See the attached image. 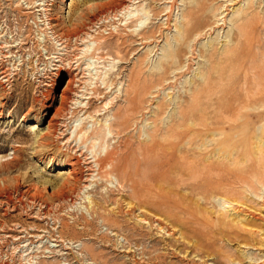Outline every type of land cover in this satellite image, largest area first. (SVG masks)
Returning a JSON list of instances; mask_svg holds the SVG:
<instances>
[{
	"label": "rangeland",
	"instance_id": "374dc122",
	"mask_svg": "<svg viewBox=\"0 0 264 264\" xmlns=\"http://www.w3.org/2000/svg\"><path fill=\"white\" fill-rule=\"evenodd\" d=\"M132 4L147 13L138 32L125 19ZM68 71L66 115L34 154L54 113L43 106H59ZM136 87L148 90L144 108L122 128ZM0 92V195L10 200L0 264H264V0H0ZM202 120L207 129L168 132ZM158 126L162 144L191 134L227 173L193 187L163 181V148L150 144ZM112 147L115 173L100 177L93 156ZM69 153L84 170L80 196L65 189L50 216L19 201L29 182L51 200L45 182L58 186L61 163L50 157ZM148 192L168 204H147Z\"/></svg>",
	"mask_w": 264,
	"mask_h": 264
},
{
	"label": "bare ground",
	"instance_id": "6f19581e",
	"mask_svg": "<svg viewBox=\"0 0 264 264\" xmlns=\"http://www.w3.org/2000/svg\"><path fill=\"white\" fill-rule=\"evenodd\" d=\"M227 1H229V0H227ZM130 7H129L130 10H127L129 13H128V15H125V19H126V21H130L133 18H136V20H135L136 23L134 24V27H135L134 31L138 32L142 28H144L145 23L147 22V13H146V11H145V9L143 7H140V8L139 7H134V4L130 5ZM127 8H128V5L125 6L124 10H126ZM133 10H136V11L132 12ZM47 16H48L47 18H48L49 25H51V22L49 21L51 19V17H52L51 13H49V14L47 13ZM191 16H193V15H191ZM190 24H193V23H187L186 26H185L186 30H187L186 33L187 32L188 33L191 32V28H190L191 25ZM81 38H82V36H81ZM90 47H91V45H85V48L83 49V51L85 53H88L90 51ZM87 70L89 71V67H88ZM169 71H170V69H169ZM89 73H91V72L89 71ZM166 73H167V71H166ZM67 74H68L67 75L68 76V81H67V85H66L65 89L62 91V93L60 95V104H59V106L55 107L52 104H50V105L46 104V105L43 106L47 110L48 113H49L50 110H54V113H53L52 117L48 120V123H47V126H46L47 128L45 130H43V129H39L38 130L37 129L38 132L36 134L35 142L38 143L39 145L36 146V148L34 149V154H37L39 151L45 152V150L47 149L46 147L49 146L48 137H50V135L55 131V128L57 127V125L59 123L58 121L62 117V115L63 116L66 115V114H64L62 112H63V110L65 108L68 109L67 108V104H68V101H70V99H71L70 98L71 92H74V84H75V82H74L75 78H74L73 74L70 71H68ZM140 88L143 89L144 86H142ZM145 89H144V91H141V90H139L138 87H136L134 89V92L131 94V97L129 96L128 105H127L128 107L126 108V116H127V114H128V116H127V118H126V120L124 122H122V121L120 122V125L122 126V128L125 127V126L126 127L128 126L127 123H128V119L130 118L129 117L130 114H135V113L141 111L144 108V103L146 102V95L148 93V90L146 89L147 91L145 92ZM5 98H6V93L5 92H0V119H2L5 116V107H6ZM53 99L55 100L56 98H53ZM159 107H161V106H159ZM162 108L163 107L158 108V112H160ZM155 113H157V112L155 111ZM130 116H132V115H130ZM24 119H27V117L24 116ZM39 119H40V116H36V118L34 119V122L37 123L39 121ZM167 126L169 127V125H167ZM193 127H194V129L196 127H198V129L202 128V127H203V129H207L209 126H208V123L205 122L204 120L199 121L198 123L194 122L192 124V126H187L185 123H181V124H178V125H176V124L172 125L171 124V126L168 129V132L169 133L170 132H174L175 133V130L177 128H180V130H187V132H189V131H191L193 129ZM128 128H130V127H128ZM160 131L161 130H160L159 126L154 129L153 133L151 134L150 144H152V147H154V149L156 148L157 151H159V150H161L163 148V155H162L163 156V167L169 169V170L166 171V173L163 174V181H165L167 183H170V184H173L176 187H181V188L183 186L193 187L196 184V182H198V181L211 180L212 175L214 174L213 172L221 171L224 168V166L220 165L219 162H215L213 160H209V159H211L210 157H208V158L207 157H203L202 158L203 154H202V152H199L200 149L199 150L195 149V146L198 144V140L193 138L191 136V134H190V136H188L186 134H183L182 132L180 134V132L178 131V132H176L177 136L174 137V138H163V144H162V142H160L158 140V133H160ZM87 133H88L87 131H83V130L80 131V134L82 135V137H86ZM102 134H103L102 133V129L101 130L99 129V130L95 131L93 136L91 137V140H93V138H100ZM204 145L206 147V144H204ZM152 147H151V149H153ZM201 150H203V149H201ZM149 151H151V150L150 149L147 150L146 155H148L147 153H149ZM153 152H154V150H153ZM117 154H118L117 147H114V148L112 147L111 149H107L105 151V153L94 154V156H93L94 159L91 162V164L93 163L94 165H96L95 167L97 168V175L98 176L107 177V176L112 175L113 172L115 173V170H116L115 163L118 162V160H119L118 158H120V157H117ZM204 154H206V153H204ZM41 155H39V156H41ZM50 161H57V162L61 163V167L59 168L60 171L57 174V176L60 177V178H58L59 182H60L58 184V186H55V185L53 186L52 182H50V181H46L45 182V185L46 184L48 185L49 190L51 189L49 191V194L52 196L51 200L48 199V197H47L48 194H46V196L44 195L45 192L43 191L41 186H39L35 182H29L28 184H26L22 188L21 191L18 190L19 194L21 196V198L19 199L20 202H22V199L25 198L27 200H30L34 204H37V203L41 204V206L47 207L48 211H45V209H41V210H42L44 215H48V216L52 215L53 212H52L51 208H53L55 204L59 206V204L61 203L62 200L64 201V200L67 199L64 196V193H63L65 189H67V190H69L71 192H77L78 195L80 196V193L83 190V187L80 186V183H82L81 181L84 178V176H83L84 170L82 169L80 159L75 157L74 155H71V153H69V155H67L66 157H61V158H56V159L51 156L50 157ZM119 162H123V161L120 160ZM87 166H89V165H87ZM92 166L93 165H91L90 168ZM173 170L175 172H177V176H175V177H172L170 175L171 171L173 172ZM223 171H224V173L225 172L227 173V171H225V169H223ZM224 173H223V175H224ZM217 174H219V173H217ZM225 176H226V174H225ZM56 181H58V180H56ZM149 189H151V188H149ZM163 190H165V189H163ZM41 192H44V193L41 194ZM173 193H174V190H173ZM146 194H147V192H146ZM170 194L171 193H168V195H170ZM151 195L154 196L153 194L149 193L148 197L145 199V200L149 199L147 201L148 203L146 202L147 204H150V205L151 204L152 205L163 204L164 206L168 204L167 201H165V202L163 201V203L159 202V204L156 203L155 200L152 199L153 197ZM158 196L160 197V194ZM171 196H169V198ZM5 198L2 195H0V203L1 204H4L5 202H7V204H8V202L10 201V200L7 201V199H5ZM165 198H166V196H165ZM142 200L144 201V198ZM161 202H162V200H161ZM128 205L131 208V204L128 203ZM129 207H128V209H129ZM168 207H170V206H168ZM164 209H166V208H164ZM109 210H111V209H109ZM169 212H171V211H169ZM140 220H142V221H144L146 223L145 219L140 218ZM63 225H65L66 227H69V225L67 223H64Z\"/></svg>",
	"mask_w": 264,
	"mask_h": 264
}]
</instances>
